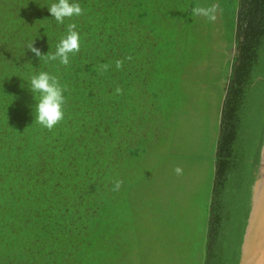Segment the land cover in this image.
Masks as SVG:
<instances>
[{
	"label": "trees",
	"instance_id": "trees-1",
	"mask_svg": "<svg viewBox=\"0 0 264 264\" xmlns=\"http://www.w3.org/2000/svg\"><path fill=\"white\" fill-rule=\"evenodd\" d=\"M56 2L0 0V139L28 239L17 264H123L129 169L145 154L147 135L165 127L164 102L176 98L183 69L203 56L206 42L194 40L199 4L76 0L83 14L60 24L48 8ZM70 23L80 34V51L68 65L27 49L34 40L42 54H54ZM234 41L203 264L240 263L264 129V0H239ZM41 71L65 88V117L52 130L35 120L39 94L30 80ZM117 180L122 185L114 191Z\"/></svg>",
	"mask_w": 264,
	"mask_h": 264
},
{
	"label": "rangeland",
	"instance_id": "rangeland-1",
	"mask_svg": "<svg viewBox=\"0 0 264 264\" xmlns=\"http://www.w3.org/2000/svg\"><path fill=\"white\" fill-rule=\"evenodd\" d=\"M196 1L197 8L207 12L195 13L193 18L199 24L194 40L206 42L203 56L183 69L175 102H164L165 127L157 128L154 136L147 135L152 140L146 142L145 154L136 169H129L123 198L127 229L123 264L204 263L221 107L227 73L237 54L234 38L239 0ZM177 58L175 55V62ZM6 149L2 137L0 264H17V254L28 239L21 202L12 193L14 179Z\"/></svg>",
	"mask_w": 264,
	"mask_h": 264
},
{
	"label": "clouds",
	"instance_id": "clouds-1",
	"mask_svg": "<svg viewBox=\"0 0 264 264\" xmlns=\"http://www.w3.org/2000/svg\"><path fill=\"white\" fill-rule=\"evenodd\" d=\"M49 8V12L52 18L58 23L63 24L65 18H71L73 16H81L83 9L76 0H58L53 3ZM196 14H205L202 8L193 9ZM214 19V17H210ZM27 49L34 53L37 58L43 57L46 61H56L63 65L70 63V54H76L80 51V34L76 30V24L70 23L67 28V35L64 36L57 44V48L54 54L47 53L42 54L41 50L34 46V40L28 43ZM128 59H131L129 57ZM123 66L122 60L116 61L117 69ZM108 65H101L102 70H107ZM30 90L33 94H39V100L35 105V120L41 126L48 130H52L60 121L65 117V109L67 101L64 96L65 88L61 85L57 76L50 74L47 71H41L34 74L30 80ZM117 93L121 92L120 88L116 89ZM177 174L181 173V169L177 167L175 169ZM122 185V181L117 180L115 182L114 191H118Z\"/></svg>",
	"mask_w": 264,
	"mask_h": 264
},
{
	"label": "water",
	"instance_id": "water-1",
	"mask_svg": "<svg viewBox=\"0 0 264 264\" xmlns=\"http://www.w3.org/2000/svg\"><path fill=\"white\" fill-rule=\"evenodd\" d=\"M239 264H264V129L249 194V209Z\"/></svg>",
	"mask_w": 264,
	"mask_h": 264
}]
</instances>
